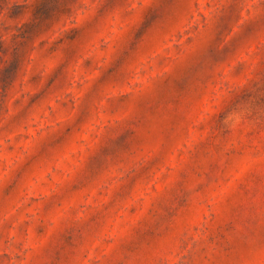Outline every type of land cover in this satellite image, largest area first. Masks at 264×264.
Masks as SVG:
<instances>
[{"label":"rangeland","instance_id":"374dc122","mask_svg":"<svg viewBox=\"0 0 264 264\" xmlns=\"http://www.w3.org/2000/svg\"><path fill=\"white\" fill-rule=\"evenodd\" d=\"M0 264H264V0H0Z\"/></svg>","mask_w":264,"mask_h":264}]
</instances>
